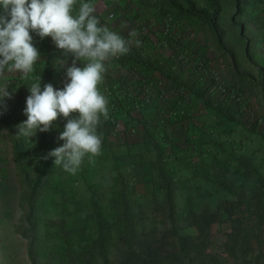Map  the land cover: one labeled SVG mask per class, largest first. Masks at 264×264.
I'll use <instances>...</instances> for the list:
<instances>
[{
    "label": "trees",
    "instance_id": "1",
    "mask_svg": "<svg viewBox=\"0 0 264 264\" xmlns=\"http://www.w3.org/2000/svg\"><path fill=\"white\" fill-rule=\"evenodd\" d=\"M91 2L96 6L95 0ZM126 4L141 5L153 18L161 44L168 39L180 47L182 67L173 57H164L150 34L126 37L122 28H111L104 14H95L101 24L130 39V50L107 62L98 85L109 101V118L101 117L97 128L101 153L86 155L75 175L55 166L54 157L44 159L63 143L58 139L66 122L62 116L32 139L16 135L18 124L27 119L23 109L31 77L41 75L42 87L52 83L62 88L65 67L71 65L63 67V62L70 63L73 57H64L51 37L41 40L30 33L41 56L29 80L18 72L0 77V88L11 93L0 103V126L7 131L20 184L22 214L15 234L26 240L31 264H224L225 259L232 264H264V175L243 146L237 149L230 138H223L230 137L239 123L255 133L259 127L258 122L243 121L244 92L238 86L244 81L258 88L264 104V50L258 46L259 37L264 39L260 11L264 0H126ZM210 51L230 67L236 86L221 97L209 92L215 84L210 78ZM77 66L82 63L77 61ZM180 124L198 128V135L187 137V143L197 140L199 163L166 155L161 140L176 149L173 128ZM120 134L126 142L115 150L111 138ZM130 135L137 140L129 141ZM206 146L217 152L206 151ZM233 167L238 176L256 175V187L227 180ZM104 174L110 180L107 186L97 180ZM198 179L213 180L229 198L200 205L199 194L193 196L203 190ZM212 222L229 226L230 233L208 259L212 240L204 227ZM164 246H174L183 257L169 258Z\"/></svg>",
    "mask_w": 264,
    "mask_h": 264
},
{
    "label": "clouds",
    "instance_id": "2",
    "mask_svg": "<svg viewBox=\"0 0 264 264\" xmlns=\"http://www.w3.org/2000/svg\"><path fill=\"white\" fill-rule=\"evenodd\" d=\"M0 0V77L18 72L25 81L40 59L32 34L41 40L51 37L64 57L62 88L42 84L41 75L31 77L23 114L27 119L17 126V138L32 139L37 132L51 129L58 116L65 119L58 139L63 143L47 153L54 165L75 175L86 155L101 153L102 137L97 128L109 118V101L98 88L113 57L129 52V41L95 15L91 0ZM32 33V34H30ZM135 35V33H132ZM139 43V41H137ZM77 61L82 66H77ZM11 98L7 87L0 88V103Z\"/></svg>",
    "mask_w": 264,
    "mask_h": 264
},
{
    "label": "rangeland",
    "instance_id": "3",
    "mask_svg": "<svg viewBox=\"0 0 264 264\" xmlns=\"http://www.w3.org/2000/svg\"><path fill=\"white\" fill-rule=\"evenodd\" d=\"M96 12L95 14H104L112 29L118 27L122 28L126 37L134 36L141 37L143 34H150L151 38L162 47V52L165 58L173 57L178 68L182 67V57L180 56V47L176 44H172L171 41L165 40L163 44L157 38L158 25L155 26L153 18L146 14L145 9L137 4L135 7L133 4H126V0H95ZM135 9H134V8ZM263 10V11H262ZM264 15V5L261 10ZM130 17V18H129ZM148 17V18H146ZM188 40V37H186ZM259 47L264 50V39L259 37ZM130 41V39H129ZM199 47L193 48L198 50ZM73 59V58H72ZM67 62V64H71ZM208 62L210 65V78L215 80V84L210 86V94L221 97L223 91H229L236 88L235 83L231 77L230 67L216 54L214 51L208 53ZM238 88L243 90V103L245 109V116L243 121H248L250 124L258 122L259 127L256 132H253L250 128L240 125H234L235 132L229 137L223 136L224 139H229L234 142V147L237 149L245 148V152L249 159L253 161V165L257 166L260 173L264 175V104L261 93L258 88H252L246 82L240 81ZM172 91V88L169 87ZM26 99L24 100V104ZM200 110L204 109L203 105H199ZM243 122V123H245ZM174 137L173 144L176 149H173L171 143L161 140V143L167 149V156L172 159L176 155L182 158H187L192 162H200V153L196 146L197 140L194 139L193 143L189 145L187 143V137L190 135L197 136L198 128L186 124H180L173 128ZM261 133V135H259ZM136 135H130L129 141L133 142L137 140ZM126 142L124 134L111 138V146L113 149L121 147ZM178 146V147H177ZM206 151L215 153L217 150L213 146H206ZM4 170V175L3 171ZM244 171H242L243 173ZM237 170L233 167L231 172L226 176V179L237 185H244L252 188L257 185V176L250 173L248 178H244L236 175ZM241 173V175H242ZM97 180L107 186L110 182L109 177L104 175H97ZM197 183L203 187L202 193H195L193 196L199 198V202L202 206L216 205L229 198L228 194L222 191L216 186L213 180L207 181L206 179H198ZM83 187V188H82ZM79 189L84 190L82 184L79 185ZM85 191V190H84ZM20 196V184L18 182L15 166L13 163L11 145L8 140L7 131L0 126V264H31L27 253V242L14 232V225L18 222L22 211L19 207ZM204 233L209 235L212 240V247L207 249V256L210 259V255L216 246L225 239L230 233V227L227 225L221 226L217 222H212L210 225L204 227ZM167 256L173 260H177L183 257L175 247L168 248L163 247ZM224 264H232L228 260H224Z\"/></svg>",
    "mask_w": 264,
    "mask_h": 264
}]
</instances>
